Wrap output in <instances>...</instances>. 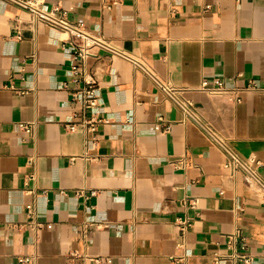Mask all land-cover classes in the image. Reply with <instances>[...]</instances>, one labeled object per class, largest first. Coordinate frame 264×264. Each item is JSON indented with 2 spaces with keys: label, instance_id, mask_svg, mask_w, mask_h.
I'll use <instances>...</instances> for the list:
<instances>
[{
  "label": "crops",
  "instance_id": "crops-1",
  "mask_svg": "<svg viewBox=\"0 0 264 264\" xmlns=\"http://www.w3.org/2000/svg\"><path fill=\"white\" fill-rule=\"evenodd\" d=\"M109 1L42 0L123 54L86 60L98 106L81 112L67 35L0 0V264H236L234 253L264 264L262 194L224 169L222 151L134 63L190 90L213 78L262 84L264 0ZM239 96L187 94L264 178V94ZM91 116L104 121L87 145L81 127L63 126Z\"/></svg>",
  "mask_w": 264,
  "mask_h": 264
},
{
  "label": "built area",
  "instance_id": "built-area-1",
  "mask_svg": "<svg viewBox=\"0 0 264 264\" xmlns=\"http://www.w3.org/2000/svg\"><path fill=\"white\" fill-rule=\"evenodd\" d=\"M7 4H14L26 10L29 15V23H42L45 26L58 30L67 35L68 49L72 55L71 63L68 68V75L81 84L70 93L71 100L77 104L81 112L86 109L94 110L98 106L97 82L92 76H85V62L91 57L97 56L96 49L105 50L111 56H122L123 54L113 47L101 34L90 31L82 22L70 21L67 18V10L60 6L45 8L42 0H2ZM121 0H110L109 6L120 3ZM208 6H205L207 8ZM135 65L145 72L151 79L156 88L162 95V98L169 101L179 112L180 121L188 123L195 129L202 132L213 144H215L224 154L223 167L230 175L240 174L248 186L258 188L264 199V178L258 172L259 161L253 155L242 156L235 151L226 138L221 136L210 122L205 118L203 112L195 106L193 101L187 97L192 91L203 92L207 95L227 94L236 102L240 100L239 93H261L264 94V81L262 84L250 80L243 87H227L222 78H213L211 80L202 79L200 85L195 90H190L182 86H175L166 80L160 79L151 70L145 67L141 62L134 61ZM80 113H72V117L79 116ZM104 121L103 119L91 116L82 118L76 122L74 120L63 124L67 131H75L81 127L85 133V143L92 139V133L96 124ZM167 127H165L166 129ZM24 133H29L30 128L21 125ZM28 164L33 166V158H29ZM189 206L193 207L195 201L192 198L184 199ZM28 224L38 230L42 224L34 220V206L32 203L25 205ZM190 219L187 217L177 219V227L182 234L190 227ZM239 234H232L228 242L233 244L238 239ZM231 258L236 264H247L248 259L242 255L232 254ZM30 258H23L21 261H29ZM182 264V258L176 262Z\"/></svg>",
  "mask_w": 264,
  "mask_h": 264
}]
</instances>
